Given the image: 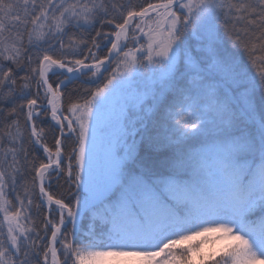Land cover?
Here are the masks:
<instances>
[{
    "label": "snow or ice",
    "instance_id": "6c2138e0",
    "mask_svg": "<svg viewBox=\"0 0 264 264\" xmlns=\"http://www.w3.org/2000/svg\"><path fill=\"white\" fill-rule=\"evenodd\" d=\"M206 260L264 264V0H0V264Z\"/></svg>",
    "mask_w": 264,
    "mask_h": 264
},
{
    "label": "trees",
    "instance_id": "16d2710c",
    "mask_svg": "<svg viewBox=\"0 0 264 264\" xmlns=\"http://www.w3.org/2000/svg\"><path fill=\"white\" fill-rule=\"evenodd\" d=\"M131 2L139 7L141 5L146 6L148 3H155L157 2V0H131ZM105 31H108V28L104 29ZM77 35H79V33H77ZM141 42H143V38L141 40ZM110 46V45H109ZM132 45L129 44V47H131ZM138 47V45H137ZM115 62H111V67L109 68L108 72H104L103 73V78H106L111 71L115 68ZM150 75H154L155 78V82L158 80L159 77V73L158 72H152L149 71V76ZM63 77H56V76H52L50 75V82L53 83V87L56 86V83L58 82V79H62ZM95 81V82H92ZM97 84H101L102 85V80L101 81H97L96 78L95 79H90V74L89 76H85L82 77L79 81L75 82L73 85H69L70 89H79V93L73 96V99L76 100L79 98V96L81 95H85V93L83 92L84 89H93L97 86ZM40 102L43 103V94H41V99ZM65 105H67V98H65L64 100ZM41 122H43V127L47 130L46 132V136H47V142L49 143V145L51 146L53 143V132L55 131V129L53 127H51V125H53V122L51 121V117L50 115L47 117H42L41 120L37 121L38 126L41 124ZM69 143H71V141H69ZM26 180H30L31 177L30 175H26L25 177ZM61 183H63V181H61ZM20 190V189H18ZM58 192H64L65 190L63 188L57 190ZM37 193H38V189H37ZM11 198V197H10ZM36 202L38 201V195L35 198ZM15 202V201H14ZM33 215H32V219L36 221L37 224H40V222L44 219V217L46 215H48L46 208L42 207L40 210L39 215L36 214L35 209L32 210ZM51 218L55 221L56 220V214L55 212H53L51 214ZM88 226H89V221L87 219H85V221L83 222V224L81 225V239H86V237L84 236V233H86L88 231ZM41 235H43V232H41ZM200 245V248L203 250L204 253H213V249L214 245H215V239H208V236H201L199 238H196L195 240H191V241H187L185 242V244L183 245H178L177 248L175 249V251L179 252L181 251L182 248L191 245V246H195V245ZM210 247L211 249L207 248ZM209 250V252H208ZM222 255V254H220ZM220 255H218L215 259H219ZM161 259V257H158V260ZM205 264H213V261L211 260H206Z\"/></svg>",
    "mask_w": 264,
    "mask_h": 264
},
{
    "label": "rangeland",
    "instance_id": "374dc122",
    "mask_svg": "<svg viewBox=\"0 0 264 264\" xmlns=\"http://www.w3.org/2000/svg\"><path fill=\"white\" fill-rule=\"evenodd\" d=\"M129 44L132 45V41L131 39L129 40ZM128 44V45H129ZM137 46V45H136ZM90 79H95V77H91L90 75ZM155 83V78L154 75H150L149 76V71L147 70H140V74L137 75L132 83L128 86H126L120 93L121 97H127V98H131L136 94L139 93H143L145 91L150 90ZM119 105H115L114 108L118 109ZM113 109H109V112H111ZM53 122V121H52ZM54 124V122H53ZM107 145L106 142L103 141H98L97 144V156L101 157L103 156V152L106 149ZM205 236H208V239H215V245L214 248L211 249L210 247H207L211 250H213V253H216L215 258L222 254L221 249L224 247V244L226 243L225 241L220 239V233H207L205 234ZM199 238V237H197ZM209 252V250H208ZM219 257V256H218ZM158 259V257H157Z\"/></svg>",
    "mask_w": 264,
    "mask_h": 264
}]
</instances>
